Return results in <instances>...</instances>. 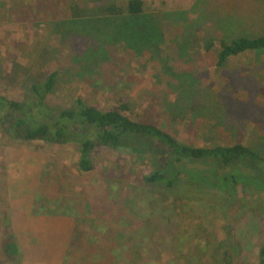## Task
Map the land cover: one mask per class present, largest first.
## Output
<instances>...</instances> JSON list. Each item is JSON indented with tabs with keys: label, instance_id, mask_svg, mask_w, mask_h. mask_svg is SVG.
<instances>
[{
	"label": "rangeland",
	"instance_id": "obj_1",
	"mask_svg": "<svg viewBox=\"0 0 264 264\" xmlns=\"http://www.w3.org/2000/svg\"><path fill=\"white\" fill-rule=\"evenodd\" d=\"M142 1L145 13L134 25L144 24L151 39L144 47L131 42V19L81 16L79 0H0V92L29 104L31 85L57 70L51 106L80 96L110 109L119 100L131 118L184 143H221L232 129L264 156V52L217 67L216 52L205 48L212 38L262 36L264 0ZM9 149L43 163L34 212L62 210L73 224L64 264H258L264 180L248 162H239L246 175L234 182L219 175L228 167L187 164L212 183L180 178L169 188L142 180L165 162L154 141L98 147L85 172L73 145L15 140L0 128V165ZM7 237L17 241L5 232L0 243ZM18 252L9 259L1 247L0 264H19Z\"/></svg>",
	"mask_w": 264,
	"mask_h": 264
},
{
	"label": "trees",
	"instance_id": "obj_2",
	"mask_svg": "<svg viewBox=\"0 0 264 264\" xmlns=\"http://www.w3.org/2000/svg\"><path fill=\"white\" fill-rule=\"evenodd\" d=\"M79 3L82 4L81 16L111 18V22L115 19H131V42L140 47L150 42L144 24L140 27L134 25L138 17L145 13L142 0H79ZM159 17L158 14L154 15L156 23ZM205 48L216 52V66L223 67L230 57L245 52H264V34L256 37L237 35L230 39L212 38L206 40ZM58 75L59 71L55 70L47 74L43 85L33 83V100L29 104L0 92V128L15 140H42L56 145H73L79 153L77 168L82 172L92 168L90 155L96 148H114L126 140L143 139L159 143L165 161L161 168L142 176L144 183H165L172 188L173 183L180 178H197L200 183L210 185L212 182H208L206 179L209 178L204 175L183 169L187 164L198 166L195 165L198 162L217 164L221 169L230 168L219 175L233 182L237 175H246L239 162H248L260 170L256 179L260 182L264 180V156L256 148L257 144L244 143L236 131L229 129V132L222 135L221 143L211 139L207 146H195L180 141L173 133L156 124L131 118L129 104L123 101L118 100L110 109H101L75 96L65 105L51 106L47 99L58 88ZM170 166L171 173L167 174L165 170ZM118 238H124V234ZM18 250L20 247L15 238L7 237L4 240L2 251L7 258H16ZM257 257L258 264H264V245L259 248Z\"/></svg>",
	"mask_w": 264,
	"mask_h": 264
},
{
	"label": "crops",
	"instance_id": "obj_3",
	"mask_svg": "<svg viewBox=\"0 0 264 264\" xmlns=\"http://www.w3.org/2000/svg\"><path fill=\"white\" fill-rule=\"evenodd\" d=\"M29 157H12L10 149L4 153L0 165V233L11 232L17 238L19 264H64L73 224L62 210L34 212L40 205L35 198L43 185L39 182L43 163Z\"/></svg>",
	"mask_w": 264,
	"mask_h": 264
}]
</instances>
